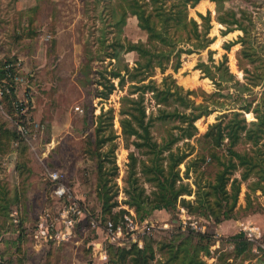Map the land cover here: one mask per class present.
Masks as SVG:
<instances>
[{
  "label": "rangeland",
  "instance_id": "374dc122",
  "mask_svg": "<svg viewBox=\"0 0 264 264\" xmlns=\"http://www.w3.org/2000/svg\"><path fill=\"white\" fill-rule=\"evenodd\" d=\"M146 1L148 5L143 7L152 9L154 4ZM195 5L190 7L193 9L189 13L185 11V15L200 22L198 13L209 11L213 42L206 49L183 53L181 66L176 71L167 68L161 73L158 68L151 69L152 75L145 82L154 79L159 83L163 75L171 73L184 89L197 91L195 96H190L191 99L198 103L205 98L209 108L216 109L195 121L196 137L181 139L175 144L186 151L193 144L196 151L206 153L210 144L203 143L201 135L219 114L236 110L232 106L239 101L233 99L240 89L231 81L217 85L196 65L199 61L216 65L225 53L229 72L236 79L243 84L247 81L257 83L251 87L252 90L241 89L246 102L252 99L249 111L241 114L247 121L255 120L253 107L261 96L264 97V0H209L202 2L200 9ZM119 10L118 0H0V64L6 60L16 63L18 75L13 80L14 89L21 98L30 96L33 107L25 127L16 123L4 102H0V121L16 127L19 132V125L26 130L20 144L14 142L8 147L0 144V264H108L110 257L116 264H126L119 253H111L109 249L110 246L129 248L133 243L138 246L150 243L154 252L152 264H164L171 253L169 245L174 248L190 232L193 241L198 239V235L210 236V254L201 250L197 256L204 264H264V260L252 250L246 257L236 255L228 241L241 229L237 221L244 220V225H258L254 220L264 218V187L259 186L264 185V179L258 185L255 170L245 179L241 177V167L234 170L231 177L239 181L232 217L235 220L230 224L221 222L222 227L209 217L188 213L181 200L177 201L174 209H155L144 219L137 217L134 206L126 204L128 195L125 189L129 182L141 187L144 195H152L156 187L140 171L141 162L147 161L149 155L133 147L130 141L134 137L126 140L118 121L119 109L130 104L125 97L132 90V82L126 77L119 84L118 77H110L108 71L116 66V60L106 57L100 39L104 34L105 44L120 37L123 42L141 41L150 48L153 39L139 28L136 17L130 14L121 28L114 27L112 13ZM227 11L234 12L239 23L250 30V38L246 42L251 51L250 59L241 55L240 36L243 31L237 29L235 23L227 25L217 20ZM225 16L231 19V16ZM227 26L231 30L223 33ZM227 43L232 44L225 49ZM86 55L89 64L84 66ZM143 59L135 50H119L118 64L121 68L127 65L131 69L136 61ZM121 73L125 74L123 70ZM103 77L111 78L115 88L102 99L94 94L104 89V83L108 84ZM136 95L134 93L130 97ZM143 95L146 119L153 118L149 121L151 138L161 142L169 132L177 134L178 129L174 128L177 118H154L159 106L171 111L177 103L158 105L151 92ZM215 100L218 102H212ZM101 108L112 110L110 114L113 115L112 125H107L100 135L115 136L98 150L109 153L108 159L113 160L105 163L108 173L112 171V165L116 167L114 174H107L110 179L108 185L112 186L108 203H115L111 208L115 218L102 206L103 200L97 197L95 160L88 152L89 143L94 138V115H98ZM109 121L107 119V123ZM21 145H25V150L21 151ZM255 147L264 156V136ZM234 148L240 152L253 149L244 142ZM223 149L221 146L216 152L221 155ZM196 151L178 166L182 177L180 182L187 183L192 190L191 194H182L179 199H193L197 189L195 183L206 185L218 169L208 156L201 161L200 153ZM19 153L23 155L19 156ZM130 154L136 158L131 175ZM166 154L160 155L164 157ZM21 161L26 168L17 169L16 165ZM159 162L166 163L164 159H159ZM52 171L61 172L69 188L70 200L81 209L70 236L64 238L57 233L64 229L62 209L68 203V196L58 197L53 193V183L49 178ZM126 216L132 219L130 225L126 224ZM111 219L118 224L116 227L120 226V231L114 235L105 229L106 222ZM39 224L48 228L46 237L37 233ZM167 264L179 262L169 261Z\"/></svg>",
  "mask_w": 264,
  "mask_h": 264
},
{
  "label": "trees",
  "instance_id": "16d2710c",
  "mask_svg": "<svg viewBox=\"0 0 264 264\" xmlns=\"http://www.w3.org/2000/svg\"><path fill=\"white\" fill-rule=\"evenodd\" d=\"M204 1L207 2L209 0H149V3L154 4V6L152 9H147L143 7L145 4L148 5L146 0H118L120 10L112 13L114 19L112 20V25L116 28H121L128 14L135 16L139 28L144 30L149 38L153 39L151 48L147 47L141 41L133 43L125 40L123 42L119 40L120 37H116L111 43L105 44V35L101 34L102 39H100V44L103 53L106 57L116 60V66L108 71L110 77H118L119 84H122L126 77L132 82V90L125 97L130 104L127 107H121L119 109L120 117L118 121L121 127V133L125 136L126 140L131 136L134 137L130 141L133 147L141 153L149 155L147 161L141 162L140 171L156 187L152 195H144L141 187L133 185V182L128 183L125 189L128 199L125 202L131 207L134 206L139 219H144L155 209L172 210L176 207L177 201L181 200L188 213L209 217L215 223H221L233 217L237 203L239 181L237 178L231 177L234 170L241 167V177L243 179L247 178L250 172L255 170L258 177V185L259 181L262 178L264 179V168L262 170L264 156L263 153H258L257 147H255L264 136V97L261 96L260 101H257L253 107L255 120L247 121L241 112L249 111L252 99L246 102L241 93V89L252 90L251 87L256 86L257 83L247 81L243 84L236 79L229 72L225 53L216 65H207L203 61H199L196 65L206 76L213 78L217 85L222 84L223 81H231L240 89L235 99H233V101H239V103L236 102V105L232 106L236 110L219 114L216 117V121L210 123L207 130L201 135V138L204 139L203 143L208 142L210 144L206 153L196 151L193 144H190V148L187 151L181 150L175 144L178 140H190L196 137L197 127L195 121L199 117L208 115L216 109L209 108L205 98H202L200 102L196 103V100L191 99L190 96H195L197 91L184 89L176 82L171 73L163 75L159 83H156L154 79H148L145 82L152 75L150 74L151 69L158 68L161 73H164L167 68L176 71L181 66V56L183 53L190 54L206 49L213 42L214 37L210 36L212 24L209 11L206 14L198 13L200 22L194 17H187L185 15V11L189 13L193 9L190 7H194L196 3L195 7L200 9L199 6ZM225 14L231 16V19L226 18ZM234 16V12L227 11L224 15H219L217 20L227 25L235 23L236 28L243 31V35L240 36L242 44L241 55L250 59L251 51L248 49V45H246V42L249 41L248 38H250V30L239 23L238 19ZM230 30L231 27L227 26L223 33ZM231 44H225L224 48L228 49ZM120 49H124L125 51L135 50L144 59L143 61H136L135 66L131 69L127 65L121 68L118 64ZM87 59L88 55L85 57L84 66L85 64H89V60L87 61ZM9 62L11 60H6L0 64V88L2 89L0 102H4L8 113L13 116L12 118L16 120V123H21L27 127L29 122L27 116H29L28 114H30L33 108L32 101L30 96L28 98L19 97L14 89L13 80L18 75V69L14 66L5 68V65ZM211 66L213 70H211ZM121 70L125 74H122ZM215 74H217L216 78ZM103 78L108 84L101 83L104 89L94 94L102 99L107 98L115 88L114 83L110 81L111 78ZM4 85L9 87H3ZM148 91L152 93L153 99L158 105L177 103L171 111L160 106L157 108V115L154 118L166 120L173 116V118H177L178 122L174 125V128L178 129V133L174 134L173 132H169L168 137H165L161 142L153 140L149 135V121L153 118L149 117L148 120L146 119L147 114L143 95ZM134 93H137L136 97H130ZM212 102L218 101L215 100ZM111 111L110 109L105 111L101 108L100 113L94 115V138L89 143L88 152H90L91 158L95 160L97 186L99 188L97 197L103 200L101 201L102 206L106 208L105 210L111 214L112 218H115V214L112 215L111 211L115 203H108L111 197L109 192L112 186L108 185L110 179L107 178V174H114L116 167L112 165V171L108 173L105 169V163L107 161L112 163L113 160L108 159L109 153H102L98 150L106 143L111 142L115 136L100 135L107 125H112L113 115L110 114ZM107 119L110 120L108 123ZM20 132L16 127H9L3 121H0V144L5 147L12 145L14 142L20 144L24 139L22 132ZM241 142L249 143L253 149L243 152L237 151L234 147ZM21 146V151L25 150V145ZM221 146H224V149L220 155L216 152V149ZM194 151L200 153L201 161H205L208 156L218 165V169L213 179L208 181L206 185L202 186L195 183L197 189L193 199L187 200L183 197L179 199V196L182 194H191L192 190L187 183L180 182L182 177L178 173V166L186 157L194 153ZM164 152L167 154L163 157L160 154ZM22 155L23 153H19V156ZM130 158L131 175L135 168L136 158L132 154H130ZM159 159H164L166 162L165 165L159 162ZM148 161L149 163H147ZM16 168H26L24 161H21L20 165H16ZM188 170L189 165L187 164L185 166L186 177ZM228 184L229 188L227 187ZM259 186L262 189L264 187V185ZM108 222L112 223L113 228L118 225L112 219L107 221L106 225ZM191 236V232L188 233L174 248L173 245H169L171 253L163 263L167 264L169 261H178L179 264H204V261L197 256L201 250L205 254H210L208 248L210 236L198 235L196 241H193ZM203 240L206 242L202 243ZM228 241L232 245L233 252L239 256L246 257V254L252 248V242L246 238L243 231H238L234 235H231ZM109 250L111 253L114 252V254L116 252L119 253L120 257H122L121 259L126 264H152L151 261L154 258V252L150 243H145L143 246H138L133 243L129 248H115L114 246H110ZM108 264H116L115 259L110 257Z\"/></svg>",
  "mask_w": 264,
  "mask_h": 264
},
{
  "label": "built area",
  "instance_id": "2783aa9c",
  "mask_svg": "<svg viewBox=\"0 0 264 264\" xmlns=\"http://www.w3.org/2000/svg\"><path fill=\"white\" fill-rule=\"evenodd\" d=\"M11 66H16V63L9 62L5 65V68H9ZM17 68V66H16ZM2 93V89L0 88V94ZM19 130L23 133L26 132L25 128L22 125H19ZM49 178L51 182L53 183V193L58 197H66L68 196V203L63 207L62 209V218L64 223V229L58 231V236H61L62 238L70 236L72 230L74 229V226L79 220V216L81 215V209L78 207L75 201L70 200L69 195V188L65 183L64 177L59 171H52L49 173ZM126 224L130 225L132 223V219L126 216ZM133 228V227H132ZM105 229L107 232L111 235H114L115 232L120 231V226L113 228V225L111 222H108ZM116 229V230H115ZM246 230V229H245ZM38 234H42L44 237L47 236L48 228L45 227L44 224H39ZM246 238L248 240H251L254 244L253 251L264 260V239L262 235L258 232H255L254 229L249 228L245 231ZM104 255V254H103ZM105 256V255H104Z\"/></svg>",
  "mask_w": 264,
  "mask_h": 264
},
{
  "label": "crops",
  "instance_id": "0c3cea01",
  "mask_svg": "<svg viewBox=\"0 0 264 264\" xmlns=\"http://www.w3.org/2000/svg\"><path fill=\"white\" fill-rule=\"evenodd\" d=\"M243 206V205H242ZM232 220H235V219H232V218H230L229 220H225V221H227V223H224V224H230L231 223V221ZM224 221V222H225ZM254 221H256L257 223H258V225H254V224H247V225H244V220L242 221V220H240V221H237V225H239V226H241V227H239V228H241V229H239L240 231H243L244 232V234L246 235V233H245V231L247 230V229H249V228H252V229H254V231L255 232H259L260 234H263L264 233V218H256ZM247 222V221H246ZM223 223V222H222ZM222 223H220V225H219V227H222ZM242 224V225H241ZM236 225V226H237ZM246 229V230H245ZM262 237H264V235H262ZM250 242H252L251 240H249ZM253 247H254V244H253V242H252V248H251V250L253 251ZM254 252V251H253Z\"/></svg>",
  "mask_w": 264,
  "mask_h": 264
},
{
  "label": "bare ground",
  "instance_id": "6f19581e",
  "mask_svg": "<svg viewBox=\"0 0 264 264\" xmlns=\"http://www.w3.org/2000/svg\"><path fill=\"white\" fill-rule=\"evenodd\" d=\"M214 36H215V35H214ZM194 76H195V75H194ZM196 76H197V75H196ZM196 76H195V77H196ZM195 77H194V78H195Z\"/></svg>",
  "mask_w": 264,
  "mask_h": 264
}]
</instances>
